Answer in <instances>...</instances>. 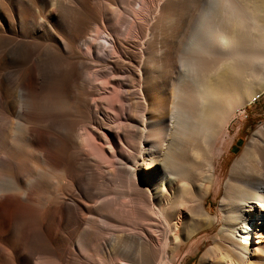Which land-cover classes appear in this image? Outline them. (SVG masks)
Instances as JSON below:
<instances>
[{
	"label": "bare ground",
	"instance_id": "1",
	"mask_svg": "<svg viewBox=\"0 0 264 264\" xmlns=\"http://www.w3.org/2000/svg\"><path fill=\"white\" fill-rule=\"evenodd\" d=\"M263 94L264 0H0V264L264 254Z\"/></svg>",
	"mask_w": 264,
	"mask_h": 264
},
{
	"label": "rangeland",
	"instance_id": "2",
	"mask_svg": "<svg viewBox=\"0 0 264 264\" xmlns=\"http://www.w3.org/2000/svg\"><path fill=\"white\" fill-rule=\"evenodd\" d=\"M240 116V117H238ZM238 117V118H237ZM236 121H234V125L232 128V134L236 131L239 121L243 119L245 121L244 127L241 133L238 135L236 143L231 150V157L227 161L228 166L231 164L232 160L237 157L252 132L259 126L261 123H264V94L261 95L254 103L248 104L247 107L242 108L241 110L237 111ZM217 204V200L215 201ZM213 204V208L215 207ZM260 214V213H259ZM263 215V214H260ZM258 224L260 223L257 218ZM256 221V222H257ZM257 228V227H255ZM219 229H216L218 232ZM255 246V245H254ZM255 247L250 248L248 256L243 261H237V259L233 258L232 256L226 254L223 256V260H220V255L216 258L219 264H260L262 262V257L264 254L261 249L257 252L254 249ZM202 256V255H201ZM194 257L188 261L186 264H198L200 257Z\"/></svg>",
	"mask_w": 264,
	"mask_h": 264
}]
</instances>
